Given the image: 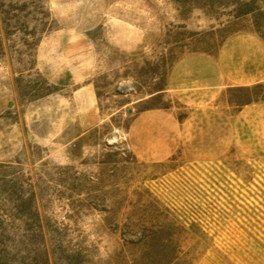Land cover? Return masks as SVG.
I'll use <instances>...</instances> for the list:
<instances>
[{
	"label": "rangeland",
	"instance_id": "obj_1",
	"mask_svg": "<svg viewBox=\"0 0 264 264\" xmlns=\"http://www.w3.org/2000/svg\"><path fill=\"white\" fill-rule=\"evenodd\" d=\"M256 1L235 19L203 0H0V163L18 187L0 217L42 250L12 264L176 249L172 264H264ZM162 227L159 245H132Z\"/></svg>",
	"mask_w": 264,
	"mask_h": 264
},
{
	"label": "trees",
	"instance_id": "obj_2",
	"mask_svg": "<svg viewBox=\"0 0 264 264\" xmlns=\"http://www.w3.org/2000/svg\"><path fill=\"white\" fill-rule=\"evenodd\" d=\"M191 9L196 8L197 4L195 0H189ZM256 0H203L201 7L206 10L207 13H217L215 9L217 7L231 8L229 15L235 19H240L249 15H253L256 12L262 13L261 8L256 7ZM221 5V6H220ZM219 20V18H218ZM163 90V89H162ZM12 166L10 164L0 163V196L4 193L7 201H10L16 192L18 187L13 180L8 179L9 170ZM20 189V188H19ZM2 193V194H1ZM15 223L7 221L0 217V264H12L10 255L14 250H27L34 249L36 253L42 254L41 246L39 245V237L41 234L35 229L30 230L29 225L26 222H22L19 228H23L25 233L18 238V234L15 232ZM28 226V228H26ZM165 227L160 229H154L145 236V240L133 242L132 245H141L146 243L155 247L159 245L160 240L167 234ZM170 236V232H169ZM163 241V240H161ZM177 247H175L176 249ZM177 249L171 251L165 250H152L144 253L139 260H135L134 264H172L176 260ZM45 264H51L49 255L47 253ZM75 260H81L82 254L77 253L72 255ZM68 256L66 257V259Z\"/></svg>",
	"mask_w": 264,
	"mask_h": 264
},
{
	"label": "crops",
	"instance_id": "obj_3",
	"mask_svg": "<svg viewBox=\"0 0 264 264\" xmlns=\"http://www.w3.org/2000/svg\"><path fill=\"white\" fill-rule=\"evenodd\" d=\"M183 61L182 62H179L175 65L173 71H172V74H171V77H170V82H169V87H176L177 85L175 84L174 81H176V77L177 76H180L182 71L184 70L183 68ZM171 90V89H169Z\"/></svg>",
	"mask_w": 264,
	"mask_h": 264
},
{
	"label": "water",
	"instance_id": "obj_4",
	"mask_svg": "<svg viewBox=\"0 0 264 264\" xmlns=\"http://www.w3.org/2000/svg\"><path fill=\"white\" fill-rule=\"evenodd\" d=\"M133 110L132 109H130V112H132Z\"/></svg>",
	"mask_w": 264,
	"mask_h": 264
}]
</instances>
